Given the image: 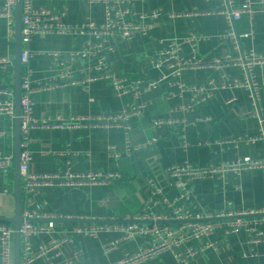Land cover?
I'll use <instances>...</instances> for the list:
<instances>
[{"label": "crops", "instance_id": "0c3cea01", "mask_svg": "<svg viewBox=\"0 0 264 264\" xmlns=\"http://www.w3.org/2000/svg\"><path fill=\"white\" fill-rule=\"evenodd\" d=\"M241 4L245 0H235ZM258 2L259 0H252ZM5 0H0L2 5ZM133 11L151 13L158 11L157 18H149L152 25L148 34H136L132 40L110 38L107 44L114 45L108 58L112 68L121 75L147 80L159 79L162 73L169 74L166 67H154L150 59L166 48L173 39H182L191 34L206 36L198 43L197 53L206 62L225 52H233L229 40L220 39L226 31V21L217 11V0H124ZM38 10H49L60 16L61 22L76 25L87 21L102 22L103 4H88L86 0H34ZM240 33L252 30L253 38L242 40L245 49L264 53V10H258L252 17L243 15L237 23ZM16 17L14 32L10 33L7 20L0 18V101H14L15 117L0 114V153L14 154L16 133L17 87L21 91L22 75L25 66L21 64L20 84L17 81L16 62ZM96 39L90 34L43 33L32 37L28 48L35 53L29 62L32 79L47 81L52 77L51 51H73L80 49L87 41ZM22 43V49L24 48ZM27 46V45H26ZM183 54L192 52L189 45L183 46ZM96 58L80 60L72 66L78 71L82 66L95 64ZM261 83V104L264 110V75L259 71ZM230 76L239 73L237 67H229ZM177 80L186 85H198L215 80L220 83V73L212 67L184 69L175 79L161 81L158 88L144 92L138 99L131 96L119 97L104 81L90 83L85 91L80 85L60 87L33 93V117L37 120H55L62 116L68 122L81 115L98 116L120 111L127 103L145 102L144 112L130 120L132 142L147 143L158 137L152 145L128 155L125 151V133L121 127L103 125H83L78 128L48 127L33 128L30 131L32 161L30 170L34 173H62L71 161L70 170L83 172L100 171L102 174L118 173L120 178L110 183H84L68 187H41L39 200L45 202L44 210L59 215H72L78 218H56V235L59 231L71 229L78 223L95 220H126L139 213L150 195L148 179L158 182L167 197L179 193L174 185L175 178L167 176L166 170L172 165L189 162L194 167L220 164L250 156L254 159L264 155L261 142L233 143L240 136L258 134L259 121L251 115L252 106L248 94L243 89L217 88L213 96L194 104L187 111L181 106L192 103V93L168 97L170 91L178 92L172 85ZM235 98L231 103L227 100ZM173 109V110H172ZM209 117L210 120L205 121ZM153 118L171 119L173 122L153 127ZM185 122V124H184ZM185 135L188 147L183 146ZM215 142H221L216 144ZM75 152L72 155L66 150ZM241 187L238 189L237 186ZM15 165L7 172L0 169V216L13 217L15 213ZM192 197L189 206L198 213H215L228 207L237 210L259 209L264 207V168L245 170L241 175L230 172L224 180L218 176L203 178L191 184ZM81 217V218H79ZM2 221V220H0ZM6 222V221H5ZM11 223V222H8ZM13 225V223H11ZM14 226V225H13ZM264 229V223L258 225ZM120 232H101L97 237H79L74 244H64L62 255L54 264H64L66 258L72 264H111L127 255L136 253L148 245L144 236L122 240L119 245L105 251V245L120 238ZM48 234L33 238V248L38 250L42 242L49 240ZM216 247L207 248L194 255L186 264H264V242L248 244L244 229L226 240L224 231L218 228L209 238ZM200 241H191L180 248L184 251L191 246L199 247ZM76 252H80L75 255ZM34 264H47L45 257ZM138 264H181L171 251L160 253Z\"/></svg>", "mask_w": 264, "mask_h": 264}, {"label": "built area", "instance_id": "2783aa9c", "mask_svg": "<svg viewBox=\"0 0 264 264\" xmlns=\"http://www.w3.org/2000/svg\"><path fill=\"white\" fill-rule=\"evenodd\" d=\"M218 13L225 17L226 31L220 35V39L229 40L233 52H225L213 60L206 62L197 53L198 43L206 36L191 34L182 39H173L169 45L151 57L150 62L156 68L166 67L169 74L162 73L156 80L142 78H130L118 74L111 66L108 58L109 52L114 50V45L107 44L110 38H120L130 41L136 34H148L152 25L147 22L149 18H157L158 11L140 13L133 11L125 5L124 0H86L88 4H103L104 19L98 23L87 21L76 25L64 24L58 14L49 10H38L34 6V0H21V37L25 45L20 53V62L25 66L21 80V153H20V177H21V218L19 226L20 234V263L34 264L35 260L45 257L47 264L61 257L64 244H74L79 237H97L101 232H120L122 236L105 245V251L115 249L122 240L133 239L136 236H144L149 240L148 245L140 248L136 253L111 264H138L142 261L158 256L165 251L174 253L175 258L181 264H186L194 255L205 251L207 248H215L216 243L209 241L218 228L224 231L227 240L230 235L244 229L248 235V244L257 245L264 242V229L258 225L264 223V207L250 210H237L231 207L215 213H198L189 206L192 197L191 184L193 181L203 178L218 176L224 180L226 175L234 172L237 175L245 170L264 168V155L254 159L250 156L239 157L235 160L223 161L220 164H210L205 167H194L189 162L172 165L167 168V176L174 177V185L179 188V193L173 197H167L164 188L155 180L148 179L147 185L150 195L144 203L141 211L126 220H95L90 223H78L69 230L59 231L56 235V218H78L72 215H55L44 210L45 202L39 200L41 187L60 186L68 187L82 185L84 183H110L120 178L118 173L102 174L100 171L73 172L70 170L71 161H67L66 171L60 173L38 174L30 170L32 161V149L30 131L33 128L68 127L78 128L83 125H103L106 127H121L125 133V151L128 155L152 145L158 137L152 138L147 143L134 144L132 142V126L130 120L141 115L147 103H127L114 113L98 116L81 115L73 117L70 121H64L62 116L55 120H37L33 117L34 101L33 93L47 91L60 87L80 85L85 91L89 90L90 83L104 81L119 97L131 96L138 99L144 92L158 88L161 81L169 77L177 79L184 69H196L212 67L220 73V83L208 80L203 84L186 85L177 80L172 85L177 86L178 92L170 91L168 97L181 96L184 92L192 93V103L181 106L183 109L193 110L194 104L210 99L217 88L243 89L247 92L252 106L251 115L259 121L258 134L255 136H240L232 139L233 143L261 142L264 150V110L261 104V83L258 72L264 75V53L254 49H245L242 40L253 38L254 33L248 30L240 33L237 23L243 15L252 17L258 10H264V0L253 2L245 0L237 4L235 0H217ZM17 0H5L0 5V18L7 20L10 33L14 32L15 8ZM43 33H74L90 34L96 40L87 41L78 50L51 51L52 77L47 81H35L32 79L33 71L28 66L31 57L35 54L29 48L33 36ZM27 45V46H26ZM189 45L192 52L183 54V46ZM96 58V63L82 66L74 71L72 66L80 60ZM1 59L0 62H6ZM229 67H237L239 73L230 76L227 73ZM235 98L227 100L231 103ZM173 110V109H172ZM0 114L15 117L14 101H0ZM210 120L209 117L205 121ZM173 122L171 119L153 118L151 125L159 127L165 123ZM185 124V122H184ZM183 146L189 145L183 135ZM219 144L221 142H215ZM72 155L75 152L66 150ZM14 154L0 153V169L7 172L13 167ZM241 186L238 185L239 189ZM81 218V217H79ZM41 234H48L49 240L42 242L39 249L33 248V238ZM15 228L11 223L0 221V264H15ZM191 241H200L199 247L191 246L181 251L180 248ZM80 252H76L78 255ZM64 264H72L71 258H66Z\"/></svg>", "mask_w": 264, "mask_h": 264}, {"label": "water", "instance_id": "95a60500", "mask_svg": "<svg viewBox=\"0 0 264 264\" xmlns=\"http://www.w3.org/2000/svg\"><path fill=\"white\" fill-rule=\"evenodd\" d=\"M15 14H16V62L15 66L17 69V81L18 85L20 84V70H21V62H20V53L22 51V37H21V28H22V20H21V0H17L16 2V8H15ZM17 96H16V133H15V187H14V193H15V213L13 217H1L0 220L11 222L14 225L15 228V235H14V241H15V264H21L20 262V234H19V226L22 222L21 218V177H20V153H21V106H20V98H21V91L20 88L17 87Z\"/></svg>", "mask_w": 264, "mask_h": 264}]
</instances>
